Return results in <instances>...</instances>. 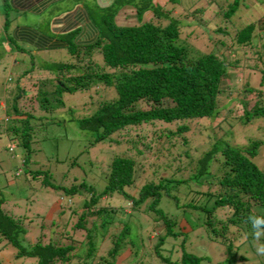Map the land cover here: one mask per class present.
<instances>
[{"label":"trees","instance_id":"1","mask_svg":"<svg viewBox=\"0 0 264 264\" xmlns=\"http://www.w3.org/2000/svg\"><path fill=\"white\" fill-rule=\"evenodd\" d=\"M57 1L8 3L13 10L40 14ZM152 1L112 0L99 6L94 0L93 5L76 0L73 10L51 18L46 33L30 26L10 29L9 22L3 21L5 52L14 51V60L23 63L3 85L0 138L6 143L2 150L10 153L17 146L23 151L20 162L11 165L12 176H29L38 180L39 187L54 193L48 210L57 209L55 216L65 214L62 199L83 208L81 212L71 209L66 225L58 229L50 228L52 220L41 216L34 242L28 243L23 239V217L13 215L16 211L4 206L0 197V241L14 249L15 258L27 260L25 264H143L148 249L140 217L156 229L151 252L160 264H203L208 260L203 253L190 251L192 240L187 233L192 228H199L200 237L222 246L227 254L253 239L247 217L264 215V165L253 160L262 143L245 138V144H234L230 128L216 123V137L205 134L206 145L196 151L189 146L188 130L190 122L217 115L219 99L226 89H233L225 86V81L237 69L238 50L254 46L255 37L264 54V10L258 17L235 25L232 35L217 25L214 32L225 37L217 45L229 50L233 58L229 61V57L212 51L194 50L181 39L179 21L169 13L178 0H166L163 5ZM224 1L225 8L216 5L211 17L217 24L231 22L241 8H247L244 0ZM121 13L134 21L119 23ZM61 48L69 61L33 63L38 52ZM33 71L39 73V79L28 91L19 81L32 77ZM40 72L46 75L40 76ZM259 73L263 77L264 68ZM98 85L113 96L109 91L98 97L97 92L95 100L88 94L87 113L86 108L77 111L64 106L63 94H81ZM250 86L243 85L241 90L257 98L247 108L245 101H239L242 111L235 123L241 128L264 118V93L258 98V89ZM63 106L65 109L59 111ZM75 111L78 113L73 117ZM64 112L82 134L75 138L76 144L84 145L72 155L69 166L74 171L75 161L82 158L79 154L87 155L89 169L84 170V177L78 165L79 175L65 171L60 176L53 169L30 167V154L39 150L51 127L60 128ZM199 128L205 129L192 124L193 134H198ZM146 130L153 136L145 141L142 136L146 133L140 131ZM150 144H154L152 148ZM97 145H102L99 147L106 155L100 171L91 169L93 162L88 159ZM147 171V177H140ZM66 176L68 181L63 180ZM72 216L74 222L69 225ZM97 219L101 232L95 227ZM180 222L188 231H181ZM108 230H114L108 234L110 246L104 255H96V244L106 238ZM76 233L86 239L80 251L73 246ZM245 233L248 238L242 242Z\"/></svg>","mask_w":264,"mask_h":264},{"label":"rangeland","instance_id":"2","mask_svg":"<svg viewBox=\"0 0 264 264\" xmlns=\"http://www.w3.org/2000/svg\"><path fill=\"white\" fill-rule=\"evenodd\" d=\"M7 2L6 6L3 4ZM76 0H60L54 2L49 5V7L41 12L40 14H32L25 11H16L15 9H11V6L8 3V0H0V117L1 112L4 109V91L3 85H5L6 81L9 79V76L14 74L16 70H20L22 68V62L14 60L15 52H5V44H4V35L2 30L3 21L6 19L9 22V28H13L15 26H30L38 28L41 32H47L48 25L51 22V18L55 16V14H59L65 10H73V4ZM89 1V5H93V0H84V2ZM208 0H178L172 7V11L169 12L170 16L177 19L179 21V29H180V37L181 39L192 47L194 50L202 51V52H210L216 53L218 55H223L224 57H229V61H233V58L230 57L229 50L223 51L218 44L219 41L223 40V36L215 33L217 25L221 28H225L228 34L232 35L234 26L240 23H245L246 19L256 18L261 12L264 10V0H244L246 2L247 8H241L240 11L235 15L231 22L224 23L222 21L215 22L213 20L216 5H222L221 9L225 8L224 0H214L212 3H207ZM230 1V0H229ZM158 3L163 5L162 0H158ZM9 5V7L7 6ZM166 5V4H165ZM170 7V4L167 8ZM166 9V7H164ZM201 9H204L201 12ZM123 13V12H122ZM122 13L119 15L121 17L119 19V23L128 25L131 24L134 19L131 16L124 15ZM254 46H244L241 48L242 52L238 50V54L235 55L237 59V69L236 71H232L229 74L230 77L225 81V86H233L231 91L226 89L224 91L223 96L219 99L217 106V115L212 119H202L199 122L192 121L189 124L190 131V147L195 148L196 151H199L201 147H204L206 139L205 134H209L211 137H216V130L214 127L217 124H220V127L227 129L228 127L231 130V141L237 145L245 144V138L253 139L259 141L260 144L256 149V155L253 158L254 162H256L259 166L264 165V118H257L252 121V123L247 126H243L242 128L235 123V118L241 114L242 106L239 101H245L247 106H251L253 101H255L256 97H252L249 95H245L244 91H242L243 85H252L250 87L257 88L259 91L258 98L261 97V94L264 93V75L260 76L259 70L264 68V54H262V49L259 47L260 41H256V38H253ZM26 58L28 56L26 55ZM36 63L40 64L42 61L46 62H67L70 60L66 51L61 49H51L42 52H38L36 54ZM15 65L9 71V67ZM17 65V66H16ZM245 65L248 68L245 70ZM253 66V67H251ZM18 70V71H19ZM32 72V77L29 78H21L19 83L25 87L26 90H30L29 86L35 81L36 76H38V72ZM46 72H40V76H45ZM52 75L48 74V77ZM261 81V85L258 87V83ZM2 83V86H1ZM11 84H8L10 88ZM263 92H262V91ZM110 90H107L101 86H95L88 92H84L81 94H63L62 100L64 102V106L72 107L77 109L86 108V113L90 111L87 108L88 105V94H93V99L96 100L97 92L99 96L101 94L107 95ZM111 92V91H110ZM256 93V92H255ZM112 96L113 93L111 92ZM110 94V95H111ZM59 108V111H63L65 107ZM88 109V110H87ZM230 110V111H229ZM78 111V110H77ZM229 111V112H228ZM78 112L73 113V117ZM63 118V119H62ZM222 118H226L227 120L223 121ZM60 120H64L63 123L58 127H51L50 131L46 133L47 139H44L39 145V150L34 151L30 154V160L35 167H39L40 169H53L54 174L56 176H60L61 173L67 171L70 173L80 172L77 170V165L81 169L82 175L84 177V170L88 168V161L85 159L87 155L82 154V158L78 157V160L75 161L77 164L74 167V171L70 169L69 163L71 161V157L73 154L77 155L79 150L84 147V145H77L75 142L76 137H81L82 134L79 132L73 121H68V115L64 113L60 114ZM198 124L199 126H204L205 129L202 130L199 128V133L193 134L192 124ZM2 129V127H0ZM141 133H146V137H144L145 141L148 137H151L149 130L140 131ZM55 133L58 136H55ZM138 135H142L138 133ZM140 136H138L137 140L140 141ZM156 137V136H155ZM188 137V136H187ZM155 139V138H154ZM203 140V141H201ZM160 140H158L159 144ZM6 143L4 137L0 138V197L4 200L3 205L9 206V209L15 210V214L20 215L24 219L23 226L26 227V233L23 237L24 241L28 243L34 242V236L37 233V226L39 225V220L41 216L44 217V220H52V225L50 228L58 229L63 228L64 224L67 221V216L71 209H75V212H81L83 208L79 205L72 204L70 202L62 199V209L64 210L63 215L55 216V211L57 209L48 210V203H51V199L53 198L54 193L48 191L47 188L39 187L38 180H30L29 176H23V174L18 173V176H12L11 165L13 162H20V154H23V151L17 147L13 146V150L10 153L2 150V146ZM75 143V144H74ZM151 145V144H150ZM154 145V144H153ZM151 145V148L153 147ZM157 145V144H156ZM102 145H97L93 147L90 151L89 160L93 162V166L91 169L99 170L102 168L104 164L105 153ZM176 146H178L176 144ZM176 148V147H175ZM176 152H180V148L176 149ZM151 152H147V155H150ZM89 169V168H88ZM87 169V172H88ZM149 172H145L142 176H148ZM71 175V174H69ZM69 176H66L64 181H68ZM88 180L90 176H87ZM63 184H67V182H62ZM104 204V203H103ZM12 207V208H11ZM115 207V205H113ZM140 217V216H139ZM74 216L70 218L69 225H72L74 222ZM139 223L142 225L141 233L144 238L145 247L148 249L147 255L145 257V263L143 264H160L157 259L154 258L151 248L154 245L155 237L157 235L156 229L154 226L148 221H145L142 217L139 218ZM66 225V224H65ZM99 219L95 221V227L98 232H101L99 228ZM182 232L188 231L187 226H185L182 222L179 223ZM114 227V226H113ZM112 227V228H113ZM120 228V225H117V229ZM111 229V228H110ZM114 229V228H113ZM116 229V228H115ZM132 229V227H131ZM192 232H188L187 235L192 240V243L189 245L190 251L193 253H203L208 257V260L203 261V264H264V256H259L255 251V241L252 239L251 241H246L241 243L238 247L234 248L230 254H227L224 251V248L216 243L208 242L204 238L200 237L201 230L199 228H192ZM69 231V230H67ZM114 231V230H110ZM106 232L104 240H99V243L96 244V255H104L106 250L110 246V239ZM196 234L197 237H191ZM108 236V237H107ZM75 238V242H73V246L79 248H83L86 239L83 238V234L76 233L72 236ZM67 242V241H65ZM64 242V243H65ZM243 242V241H242ZM165 248L169 247V243L164 245ZM242 258V259H241ZM18 259L14 257V249L10 246L3 245L2 241H0V264H25L27 260ZM148 260V261H147ZM134 264V263H132Z\"/></svg>","mask_w":264,"mask_h":264},{"label":"clouds","instance_id":"3","mask_svg":"<svg viewBox=\"0 0 264 264\" xmlns=\"http://www.w3.org/2000/svg\"><path fill=\"white\" fill-rule=\"evenodd\" d=\"M247 223L251 227V235L255 241V251L259 256H264V215L250 214L247 217ZM248 233H245L241 240L246 241Z\"/></svg>","mask_w":264,"mask_h":264},{"label":"crops","instance_id":"4","mask_svg":"<svg viewBox=\"0 0 264 264\" xmlns=\"http://www.w3.org/2000/svg\"><path fill=\"white\" fill-rule=\"evenodd\" d=\"M112 0H94V2L99 5V6H104V5H107L111 2ZM152 2L154 3H158V0H153ZM162 2H166V0H162ZM162 3V4H164ZM159 4V3H158ZM161 5V4H160Z\"/></svg>","mask_w":264,"mask_h":264}]
</instances>
